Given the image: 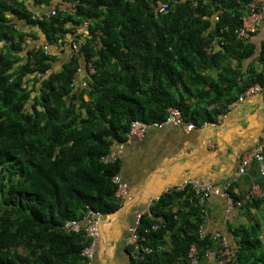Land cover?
<instances>
[{
  "label": "trees",
  "instance_id": "obj_1",
  "mask_svg": "<svg viewBox=\"0 0 264 264\" xmlns=\"http://www.w3.org/2000/svg\"><path fill=\"white\" fill-rule=\"evenodd\" d=\"M252 1L0 0V264H85L91 241L65 225L122 207L120 161L104 159L132 122H163L174 107L214 123L264 84V42L258 52L235 35ZM198 200L191 188L161 196L139 227L153 253L132 264H189L193 244L202 257L217 250L213 234L200 240ZM245 204L262 222L228 242L235 264H264V199Z\"/></svg>",
  "mask_w": 264,
  "mask_h": 264
},
{
  "label": "crops",
  "instance_id": "obj_2",
  "mask_svg": "<svg viewBox=\"0 0 264 264\" xmlns=\"http://www.w3.org/2000/svg\"><path fill=\"white\" fill-rule=\"evenodd\" d=\"M252 40L259 52L264 42V25ZM55 55L60 58L64 54ZM85 75L80 72L76 83L85 86ZM217 121L215 127L197 126L192 132L173 126L151 128L143 139L128 136L125 143L114 145L113 152L120 161L119 175L129 190L120 210L103 220L94 264H132L127 239L136 210L191 179L221 193L210 196L201 208L207 234L221 233L232 243L231 229L262 222L261 211L244 207L252 199H264H247L254 186L264 191V161L253 162L243 175L238 168L244 154L264 141V100L258 95L239 98ZM225 191L244 197L245 206L228 212L227 200L222 196Z\"/></svg>",
  "mask_w": 264,
  "mask_h": 264
},
{
  "label": "built area",
  "instance_id": "obj_3",
  "mask_svg": "<svg viewBox=\"0 0 264 264\" xmlns=\"http://www.w3.org/2000/svg\"><path fill=\"white\" fill-rule=\"evenodd\" d=\"M61 8V6L59 7ZM167 5H161L159 7V12H164L167 10ZM55 14V12H52ZM50 16V14H48ZM264 25V0H253L248 5V14L242 17L241 28L235 31V35L239 41H248L257 35L262 26ZM29 42V40H28ZM78 46H74V51L78 52ZM94 73V69L91 70ZM40 76V75H39ZM258 95L264 100V84H255L246 90V92L240 97L242 100L245 97ZM221 119V117H220ZM218 124L205 123L204 125L215 127ZM168 126L178 127L184 131L192 132L197 128L194 123L187 122L181 111L177 108L171 107L167 110V118L163 122L146 123L144 121H134L131 124V130L128 136H135L139 139H143L148 130L151 128H164ZM118 160V154L116 152L110 153L105 157V163H111ZM264 161V141L256 146L254 149L246 152L239 164L238 173L245 174L253 162L261 163ZM113 183L117 186L116 196L122 202L129 190V185L122 181L120 175H116L113 178ZM191 188L192 192L199 198L197 207L203 208L207 200L213 194H221L220 191L208 184H202L199 180L191 179L183 182L181 185L173 186L169 188L165 193L171 192L173 190L185 191ZM253 195V196H252ZM222 196L226 198L228 203V212L233 208H241L244 205V201L236 200L232 193L225 191ZM257 196L259 198H264V191H261L258 186L252 188L251 194L247 199ZM160 198H154L145 208L138 209L135 212V223L131 226L129 230V238L127 243L134 250L132 256L138 263H143L146 255L152 254L153 251L149 245L148 237L139 231L141 221L144 216L151 215V206L157 202ZM105 216L102 212L96 211L92 208H88L86 215L83 218L82 223L78 221H70L65 225L67 232H85L88 239L91 241L90 245L87 246L82 255L85 259V264H94V259L97 253L99 240L101 237V225L103 223ZM158 226H154L153 229L156 230ZM200 240L206 238L207 233L204 228V224L199 230ZM214 239L220 242V247L217 250L209 251L202 257L199 247L197 244H193L189 250L188 260L189 264H235L236 256L235 252L231 249L228 240L221 233H214Z\"/></svg>",
  "mask_w": 264,
  "mask_h": 264
},
{
  "label": "rangeland",
  "instance_id": "obj_4",
  "mask_svg": "<svg viewBox=\"0 0 264 264\" xmlns=\"http://www.w3.org/2000/svg\"><path fill=\"white\" fill-rule=\"evenodd\" d=\"M59 66V64H57V67Z\"/></svg>",
  "mask_w": 264,
  "mask_h": 264
}]
</instances>
